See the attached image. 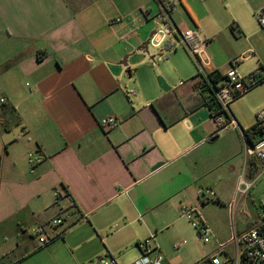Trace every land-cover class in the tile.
<instances>
[{
	"label": "crops",
	"instance_id": "0c3cea01",
	"mask_svg": "<svg viewBox=\"0 0 264 264\" xmlns=\"http://www.w3.org/2000/svg\"><path fill=\"white\" fill-rule=\"evenodd\" d=\"M166 1L170 18L160 20L208 41L209 71L225 75L244 56L237 71L249 61V75L264 76V41L255 42L264 36L256 23L264 0H220L222 14L199 10L206 0ZM150 8L151 0H0V264H91L103 255L135 264L137 243L152 236L167 264H201L233 255L230 218L237 215L239 235L257 226L251 195L261 177L246 196L237 187L241 178L255 181L260 164L237 134L239 152L223 160L222 131L196 76L172 82L160 72V80L142 82L135 73L147 65L140 53L149 49ZM227 19L239 31L236 43H246L230 45L235 58L215 66L208 50L220 44ZM108 117L118 120L111 130L100 125ZM203 188L216 193L209 203L219 206L199 198ZM183 205L200 210L210 245L181 216ZM56 218L63 224H48ZM42 224L60 235L45 246L32 236ZM187 240L191 248L180 252Z\"/></svg>",
	"mask_w": 264,
	"mask_h": 264
},
{
	"label": "built area",
	"instance_id": "2783aa9c",
	"mask_svg": "<svg viewBox=\"0 0 264 264\" xmlns=\"http://www.w3.org/2000/svg\"><path fill=\"white\" fill-rule=\"evenodd\" d=\"M164 6V2L158 0ZM165 8V7H164ZM165 20H168L167 9L162 14ZM257 20L259 25L264 28V8H261L257 12ZM120 21V19L118 20ZM188 50L189 54L193 57L195 64L198 69L197 80L199 86L197 91L203 93L207 91V94L213 95L220 114H216L214 111H210L211 118L216 125L217 131L222 130H234L240 131L241 136L244 140L246 152L250 157L256 159L260 164V173L255 181H246L241 178L237 187V192L241 195H248L254 187L257 180L264 176V108L260 109L256 115V126L259 131L262 132L260 139L254 144L248 142L243 128L235 119L230 105L235 100L243 97L249 93L258 84V77L255 75H248L243 77L237 71L236 66L245 59L244 56L236 58L232 61V66L229 71L224 75V79L213 85L208 79L209 71V59L204 51L208 41H201L199 39V32L196 30H180L170 21H167L165 28L162 30L155 31L152 41L155 46L159 47L165 54L169 50H176L177 41ZM167 41L166 46L162 47V44ZM175 42V43H174ZM206 82L210 90L208 91L204 86ZM205 94V93H203ZM206 94V95H207ZM1 103L5 102V99L0 100ZM101 127L105 130H111L118 125V120L115 117H108L101 121ZM63 195L61 191L57 189L55 191L56 202H60ZM199 198L204 203L217 200L216 193L210 188H203L199 191ZM180 214L185 218L192 227L196 230L198 239L204 243L210 242L212 231L204 220L200 210L197 207L183 205L180 209ZM48 224L51 226H60L63 224L61 218L51 220ZM32 236L38 241L40 246H45L50 242L54 241L60 235H50L48 232V226L46 224L39 225L32 231ZM233 242L235 250L232 256H227L224 261H221L217 257H207L202 260V264H264V199L262 201V214L257 226L250 229L246 233L241 235L235 231L233 233ZM155 237L139 241L137 243L138 249L141 251V258L138 259L135 264H167L165 257H163L154 245ZM186 242L181 241L177 243L174 248L177 250L181 248ZM91 264H118L114 257L110 256H99L96 257Z\"/></svg>",
	"mask_w": 264,
	"mask_h": 264
},
{
	"label": "rangeland",
	"instance_id": "374dc122",
	"mask_svg": "<svg viewBox=\"0 0 264 264\" xmlns=\"http://www.w3.org/2000/svg\"><path fill=\"white\" fill-rule=\"evenodd\" d=\"M217 1L219 2V4H217ZM202 3H205V5L204 4L202 5ZM163 4L164 6L161 3H159L158 0H151V8H150L151 12H150V20H149L150 23L147 25L145 29L146 32H148L150 29H153L152 31H157L165 28L166 23L160 20V16L163 13H165V8L169 6V2L165 1ZM220 4L222 5L220 0H206L205 2L197 3L198 6L197 8L199 10H204V8L208 10V8H210L211 10L218 11L217 14L218 13L222 14L223 13L222 6ZM206 23L210 25L211 29L215 28L214 23H211V20L207 21ZM256 23H257V27L260 30L264 29L261 28L260 25L258 24L257 18H256ZM220 24H221L220 28L225 29L224 33L220 35V39H221L220 44L216 45L211 50H208V54L213 59V63L215 66H219L218 65L219 61L224 60L225 57L235 58L234 49H240V48L242 49L243 48L242 44L246 43L244 40L240 41L239 43H236L235 36L237 35L239 37V31L236 29V27L234 30L231 29L232 25L234 24L232 20L230 21L229 19L228 21L227 19L226 21H224V23H220ZM151 32L149 31V35L147 38V40L149 41L148 52L142 51L140 53L141 55L147 57V65L142 66L141 68L135 70V73L139 77L140 81L142 82H148L149 80L158 81L161 79L160 72H162V74H164V76H167V78L172 82L175 81L179 82L181 80L183 82H191L192 78L198 74V69L193 57L189 54L188 50L179 41L175 43L177 45L176 51L169 50L166 54H164V52L161 51L159 47L155 46L154 42L152 41ZM200 37L204 39L203 33L200 34ZM263 41H264L263 35H259L255 38V42L259 43V45ZM167 43L168 42L165 41L162 44V47L166 46ZM230 45L234 47V49L230 48L229 47ZM153 56L155 57L154 59H152ZM179 63L186 64L187 70L185 72L180 71L181 68ZM238 70L240 75L243 77L249 75V73L252 72L250 71L251 62L247 61L242 63V65L238 67ZM263 97H264V82H261L252 91H250L243 97L231 103L230 109L238 118L239 124L243 129L246 130L256 124V115L260 109L264 108V105H261L257 109L255 108L256 105L260 104L261 100H264ZM235 134H237L240 137L242 148L245 150V146L240 131L234 132V130H222V134H220L221 140L217 142V149L220 151L223 160L225 158H228L229 156L231 158L234 154L239 152L238 144L234 138ZM222 173L225 174V172ZM251 199L254 202L253 210L255 214H259V215L262 214V201L264 199V176H262L258 180L255 188L252 190ZM214 205L219 206V204H213V203H209L207 206H214ZM212 215L214 218L220 219L224 225L226 224V217L224 216L223 213L212 211ZM237 221H238L237 215L230 218L228 225L229 233L233 234L234 228L235 229L237 228ZM225 228H227V226H225ZM195 236L198 239L196 232H195ZM183 240L185 239L182 238L181 241ZM212 240H213L212 237H210V242H212ZM181 241H178L177 243ZM210 242L204 243L203 241H201V244L208 246L210 245ZM177 243L173 245V248ZM191 245H192L191 242L187 240V245L183 249H181L180 252H183L185 248H191ZM230 252L231 253L233 252V248H231ZM217 256L221 261H224L227 258V256H225L224 254H218ZM188 262H192L191 257L189 258ZM175 263H179V259H177Z\"/></svg>",
	"mask_w": 264,
	"mask_h": 264
},
{
	"label": "trees",
	"instance_id": "16d2710c",
	"mask_svg": "<svg viewBox=\"0 0 264 264\" xmlns=\"http://www.w3.org/2000/svg\"><path fill=\"white\" fill-rule=\"evenodd\" d=\"M162 2H165L166 0H161ZM171 10H172V7H170L169 9H168V13H169V15H170V13H171ZM252 75H255L256 77H258V84H257V86L261 83V82H264V76L262 75V73H259V72H254V73H252ZM198 76L196 75V78H197ZM208 79L212 82V84L213 85H216L217 83H219L220 81H222L223 79H224V75H222L220 72H218V71H216V72H211L209 75H208ZM205 84H204V86L203 87H205L208 91L210 90V87H209V85L206 83V82H204ZM199 81H197V83H196V89L198 88V86H199ZM256 86V87H257ZM254 89V88H253ZM252 89V90H253ZM205 89H203L202 91H203V93H205V94H207L208 92L207 91H204ZM251 90V91H252ZM205 102H206V105H207V107H208V109L210 110V111H214V112H216V114L218 113V114H220L221 112H219V110H218V106H217V103H216V101H215V99H214V97H213V95H211V94H207V95H205ZM243 131H244V134H245V136H246V138H247V140H248V142L249 143H251V144H254L258 139H260V137H261V135H262V132L261 131H259V129L257 128V126H256V124L254 125V126H252V127H250V128H248V129H243ZM201 264H202V262H201Z\"/></svg>",
	"mask_w": 264,
	"mask_h": 264
},
{
	"label": "water",
	"instance_id": "95a60500",
	"mask_svg": "<svg viewBox=\"0 0 264 264\" xmlns=\"http://www.w3.org/2000/svg\"><path fill=\"white\" fill-rule=\"evenodd\" d=\"M153 35H154V34H153ZM153 35H152L151 37H153ZM148 44H149V41H148ZM148 44H147V45H148ZM124 65H126V63H125Z\"/></svg>",
	"mask_w": 264,
	"mask_h": 264
}]
</instances>
